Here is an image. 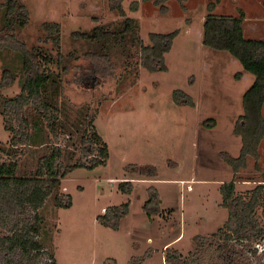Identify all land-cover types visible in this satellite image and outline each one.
Returning <instances> with one entry per match:
<instances>
[{"label": "rangeland", "instance_id": "rangeland-1", "mask_svg": "<svg viewBox=\"0 0 264 264\" xmlns=\"http://www.w3.org/2000/svg\"><path fill=\"white\" fill-rule=\"evenodd\" d=\"M21 1L29 9L30 20L17 30L19 38L37 43L42 21L54 20L60 24L63 51L77 46L73 30L96 23L113 26L121 18L109 9L107 0ZM131 1L122 0V6L126 15L137 20L142 42H149L150 31L177 30L163 54L165 68L118 69L123 76L107 79L95 95L67 85L66 96L58 97L57 103L65 128L58 127L52 134L43 122L42 142L18 147V174H31L38 158L56 146L64 164L87 161L95 152L87 155L80 136H90L93 130L108 147L105 163L69 170L39 208L43 217L39 257L49 260L51 255L56 264H175L176 260L177 264H220L216 242L229 236V231L235 245L244 250L237 263L264 264V218L260 215L264 136L258 145L259 157L248 155L244 166L234 170L223 157V152L239 154L241 137L234 124L243 112L242 94L254 75L227 50L202 42L209 2L215 13L238 15L242 9L244 35L264 40V0H166L164 13L151 0H138L137 9L132 10ZM4 66L14 72L15 79L1 89L2 97L19 91L22 76L15 51L1 50L0 71ZM175 88L190 94L194 104L175 101ZM92 97L104 98L97 107L94 128L84 130L83 104L92 102ZM261 111L264 116V100ZM26 114L30 120L36 116L30 107ZM8 141L0 115V145ZM151 166L154 174L148 172ZM124 178L131 180L128 192L118 186ZM230 180L233 195H244L258 183L262 186L255 207L260 230L251 235L250 244L245 234L225 228L228 209L222 204L221 189ZM152 188L158 209L149 214L143 205ZM56 194H67L70 203L56 205ZM123 202L128 210L117 226L97 218L105 207ZM8 232L0 227V234ZM166 254L173 256L171 261Z\"/></svg>", "mask_w": 264, "mask_h": 264}, {"label": "trees", "instance_id": "trees-1", "mask_svg": "<svg viewBox=\"0 0 264 264\" xmlns=\"http://www.w3.org/2000/svg\"><path fill=\"white\" fill-rule=\"evenodd\" d=\"M151 1L161 13L167 11L166 0ZM138 4V0H132L130 8L135 10ZM107 5L121 17L115 25L96 23L89 29H75L71 36L77 46L63 51L60 46L59 22L42 21L43 33L38 36L37 43H27L17 35V30L30 20L27 5L21 0H0V54L4 48L15 51L22 73L19 91L6 97L0 95V115L3 127L9 132L8 144L0 145V227L9 231L0 234V264H56L51 255L49 260L39 257L42 245L38 236L43 222L39 208L46 197L58 188L61 178L69 170L77 166L92 167L105 163L108 157L106 142L93 130L90 136H80L82 148L87 155L95 152L87 161L78 159L64 164L56 146L38 158L31 174L17 173L19 145L29 141L42 142L43 122L47 123L52 134H55L58 127L65 128L60 118L61 111L57 108L58 97L66 96L64 88L69 85L93 93L105 85L107 79L122 77L118 69L134 70L140 66L153 71L165 68L163 54L170 47L177 30L150 31L149 42L144 43L139 35L137 20L125 14L122 0H107ZM212 5L209 2L210 9L204 16L202 42L216 49L227 50L240 61L244 70L254 75L253 81L242 94L243 112L234 124V131L241 137L239 154L232 156L223 152L226 162L236 170L245 165L248 155L259 157L258 145L264 136V116L261 111L264 100V40L244 35L242 9L238 15L222 14L211 11ZM240 73L237 71L235 75L239 76ZM14 79V72L4 66L0 71V91ZM172 95L177 102L194 104L192 96L180 88H175ZM102 98L92 97L90 100L95 105L92 102L83 104L84 130L94 128L93 121ZM29 107L36 115L32 120L26 114ZM72 123L78 128L76 122ZM31 129L35 131L30 132ZM148 169V172L154 174V167ZM233 185V180H230L224 182L221 189L222 204L228 209L225 228L232 229L237 235L245 234L248 236L246 242L250 244L251 235L260 230L255 207L262 186L258 183L244 195H233ZM118 186L120 190L128 192L131 190V180L124 178ZM155 195V188L150 189L149 197L143 205L149 214L158 209ZM153 201L154 205L151 206ZM69 203L67 194L55 195L56 205ZM127 210V202L111 205L105 207L97 218L103 224L117 226L119 217ZM260 215L264 218V204L260 208ZM229 236L216 242L219 263L239 264L237 258L244 257V250L236 246ZM172 257L166 254L167 260L171 261ZM178 262L173 261L175 264Z\"/></svg>", "mask_w": 264, "mask_h": 264}]
</instances>
